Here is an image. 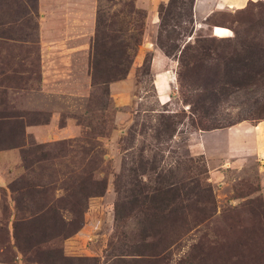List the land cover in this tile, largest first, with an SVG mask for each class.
Instances as JSON below:
<instances>
[{
	"label": "rangeland",
	"instance_id": "rangeland-1",
	"mask_svg": "<svg viewBox=\"0 0 264 264\" xmlns=\"http://www.w3.org/2000/svg\"><path fill=\"white\" fill-rule=\"evenodd\" d=\"M48 1L51 8L58 0ZM43 2L0 0V147L20 153L1 161L11 180L0 189V262L264 264V158L254 155L255 140L251 156L221 153L260 123L207 131L264 109V89L235 92L209 113L203 89L219 84L224 66L218 55L201 64L197 43L221 38L216 28L264 43V0L208 16L193 12L194 23L190 0H175L180 17L164 27L170 0L155 18L135 0H68L73 21L54 17L53 36L59 26H84L77 17L89 12L98 53L112 62L120 45L125 54L129 73L108 84L109 95L97 84L104 76L86 81L93 46L86 53L73 35L43 42L51 36ZM186 46L188 66L181 62ZM108 64L103 69L113 77L117 67ZM262 69L255 66L254 76ZM122 81L130 97L116 105L111 85ZM106 185L101 196H88ZM142 187H163L166 195ZM175 192V204L159 212L163 196ZM116 211L125 214L117 219Z\"/></svg>",
	"mask_w": 264,
	"mask_h": 264
},
{
	"label": "trees",
	"instance_id": "trees-1",
	"mask_svg": "<svg viewBox=\"0 0 264 264\" xmlns=\"http://www.w3.org/2000/svg\"><path fill=\"white\" fill-rule=\"evenodd\" d=\"M196 0H190V11L191 16L189 19L190 23H194L193 18V9L194 4ZM175 0H170L168 5V12H167V18H163V27L168 26L171 22V20L175 19V17H180V14L175 11L177 9L178 4H174ZM212 28L216 26H211ZM98 34V26H97V32L95 35L94 40V53L95 57L93 58V70H92V81L94 82V78H103L104 80L97 81L98 85H101L103 87H107L105 92L108 94V84L113 81L122 80L130 70V66L127 64V59L124 57L125 54L122 52V57H120L121 49L120 45L117 46L118 51V58L116 60H113L112 62L110 60L106 61L105 57H102L98 51V41L97 39ZM210 38V37H209ZM214 39V41L211 40H202L197 43L199 44V54L202 57L201 58V64H203L205 61H208V59H213V56L218 55L219 60L217 62L223 64L224 66V74L221 76V80L218 85H210L208 87H204L203 92L205 93V99H204V107L205 110L209 111V113H212L216 110V108L223 103L224 100L228 99L229 97H235V92L241 93L243 96L248 94L250 91L255 90H263L264 89V43H262V39L256 36V38H253L251 35L241 37L236 33L235 39L231 38H217L215 36L211 37ZM171 39V37H170ZM209 43V44H207ZM235 45V46H233ZM237 46V47H236ZM100 47V45H99ZM177 48V47H176ZM175 48V49H176ZM190 47L186 46L185 50L181 53V62L182 64L186 63V66L190 65L188 58L187 61L186 58L188 56V49ZM254 51H259L261 53V57L256 58L253 55ZM110 62L111 69L115 67L117 73L112 76H107V72H105L106 69H103V64H106ZM262 66L263 71H259L258 75L255 77L252 70L257 65ZM183 78V77H182ZM245 92V94H244ZM253 98V97H252ZM251 98V100H252ZM263 107H257L255 109H251L246 114H242L238 121H229V123L225 126L223 124L222 127H216L211 130L207 131H215L218 130V128L224 129L226 127L230 128L233 127L241 122L250 121V122H261L264 121V117L262 116L264 114ZM17 146H11V147H0V151L4 150L5 148L9 149H15ZM22 150V149H21ZM163 186V185H162ZM160 187V186H159ZM159 187L148 189L142 187L145 191H153L155 195L161 196L166 195V193H163V187L161 189ZM107 185L104 186L103 189L100 191H91L88 196L94 197L98 195H102L106 191ZM176 189V188H175ZM149 194V193H148ZM179 195V192H175L172 197L166 198L163 196L162 198V205L159 207V212H164L167 210L168 207L175 204L174 202V196ZM147 199H149V196H146ZM20 202V201H19ZM154 206V205H153ZM155 208V206H154ZM146 210V209H145ZM147 212V211H146ZM159 212L154 211V215H156ZM125 213L122 211H116V218L120 219L123 217ZM148 216V215H147ZM156 220V219H155ZM162 222V221H161ZM143 226V225H142Z\"/></svg>",
	"mask_w": 264,
	"mask_h": 264
},
{
	"label": "crops",
	"instance_id": "crops-1",
	"mask_svg": "<svg viewBox=\"0 0 264 264\" xmlns=\"http://www.w3.org/2000/svg\"><path fill=\"white\" fill-rule=\"evenodd\" d=\"M39 1H41V2L45 1V2L41 3V7L43 6L41 12H44V14H43V20H44L43 23L45 24L44 28L46 29V31L48 33L51 34V36L49 35L50 37L45 36V38H43V42L53 41V40L55 41V39H57V40L62 39L65 41L66 40L69 41L70 35H73V37H71V38L74 41H79L80 45H81L80 48H82V50H84L86 53H89L91 51L92 46L94 48V40H95V35L97 32V24H95V22H94L92 25V21L90 20V19H92V16L90 15L89 12L84 11L86 14L82 13V16L80 18L77 17V20L79 21V23H81V22L85 23V25L83 24L84 26H81V27L76 26L72 31H70L69 27L67 26V32L65 31L66 28H65V30H62V28L59 26L58 27L60 30L59 34L53 36V31L51 30L50 26L56 25L58 23L57 20L60 21L61 18L63 17L65 19V21H67V22L73 21L72 17H71V13L68 11V9H69V7H68L69 5L67 2L68 0H58V1L56 0L57 2L55 1L56 3H54V5L51 8L49 6L51 3H48L49 2L48 0H39ZM167 1L168 0H135V3L137 5L138 9L141 8V9L146 10L147 12L150 13V18L151 17L155 18V15L153 13L156 12L158 5H160L161 3L167 2ZM251 1H256V0H196L195 4H194L193 12L198 14L200 11H204V12L208 13L207 14V16H208V15L215 13L217 11H220V10H230V9L240 10V9L244 8L248 2H251ZM63 7H64V10H62ZM57 8H59V10H56ZM227 8H229V9H227ZM54 17L57 18V20H53ZM84 17H87L88 19L86 20V19H84ZM157 22L158 21L156 20V23ZM153 23H154V21H153ZM47 26H49L50 30L47 28ZM78 28H80L79 31L76 30ZM74 31H76V33H74ZM213 32H214V30H213ZM156 60L158 61L159 58H156ZM47 71H50V70H47ZM91 71L92 70H90V68L86 69V81L89 80V84L92 80ZM45 75L52 76V73H49V74L45 73ZM53 77H56V76H53ZM49 82L53 83V86H55V83L58 85L57 78H54V79L50 80ZM126 82L127 81H122V82L115 83V84L111 85L112 98H113V102H115L116 105L118 104L117 100H120L121 102H125V103L128 102V100H129L130 84L128 85L127 88L123 87L124 85H127V84H125ZM169 83H168V85H169ZM71 85H73V84H71ZM118 88H120L122 90L120 95L116 94ZM41 89H43V88H41ZM157 90L160 93L159 89H157ZM58 93L61 94V92H58ZM164 93H165V95H163V96H164L165 100L167 99L169 101L168 87L167 86L165 88ZM246 122H249V121L241 122V123H239L233 127L238 128V127H240V125H242L243 123H246ZM261 122H257L260 124H256V125L253 124L255 126H251V128H249L250 130H252V129L256 130V132L254 134H251L252 132H249V130L242 131L238 135L239 140L237 141L235 138L232 143L229 141L230 145L228 143L227 145H229V146L224 147V150L221 151V153L223 152L226 155L232 154L235 157H237V153L245 154V150H248L250 148V145L252 144V142H254V140H255L256 150L254 151L255 152L254 155L255 156L257 155L258 157H256V158H258V159H260L261 157L264 158V132L262 129H261L262 131H259L260 128L262 127V124L264 123V121H263V123H261ZM250 123H253V122H250ZM219 131H221V130H219ZM40 132H42V131H40ZM228 132L229 131L226 132V134H227L226 136H229ZM237 134L238 133H235L234 136H237ZM52 138H53V136L50 134V139H52ZM46 141H48V140H46ZM257 142H258V144H257ZM216 147H219V146H216ZM219 148H220L219 150H222L221 149L222 147H219ZM248 152H249L248 155H250V154L253 155L252 153H250L249 150H248ZM7 153H11V155H15L14 157H16V158H18V154H20L19 149H10V151L9 150L8 151H0V167H1L0 189H2L3 187L6 188L8 186V184L10 183V180H11V175L8 176V173L6 174V177L2 175V173H3L2 171H4L7 168V166L4 167L3 165H5L6 162L3 163L1 161H4L3 156H8ZM259 156H261V157H259ZM9 173H10V171H9ZM0 264H8V263L0 262ZM13 264H17V262L14 261Z\"/></svg>",
	"mask_w": 264,
	"mask_h": 264
},
{
	"label": "bare ground",
	"instance_id": "bare-ground-1",
	"mask_svg": "<svg viewBox=\"0 0 264 264\" xmlns=\"http://www.w3.org/2000/svg\"><path fill=\"white\" fill-rule=\"evenodd\" d=\"M216 30L218 31V33L220 34L221 38H227L230 37V31L226 28H216Z\"/></svg>",
	"mask_w": 264,
	"mask_h": 264
}]
</instances>
